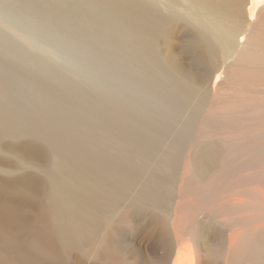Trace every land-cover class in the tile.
I'll return each instance as SVG.
<instances>
[{
	"label": "bare ground",
	"instance_id": "1",
	"mask_svg": "<svg viewBox=\"0 0 264 264\" xmlns=\"http://www.w3.org/2000/svg\"><path fill=\"white\" fill-rule=\"evenodd\" d=\"M145 4L142 40L152 50L161 20L154 33L163 44L189 23L215 50L208 58L193 37L185 54L171 52L158 71L169 86L161 120L145 125L151 137L117 143L131 145V165L142 164L141 194L132 169L67 173L76 195L61 196L56 232L39 178L0 179V264H264V0ZM154 6L161 20L146 13ZM23 144L38 158L36 145ZM70 227L74 259L62 249L71 247Z\"/></svg>",
	"mask_w": 264,
	"mask_h": 264
},
{
	"label": "rangeland",
	"instance_id": "2",
	"mask_svg": "<svg viewBox=\"0 0 264 264\" xmlns=\"http://www.w3.org/2000/svg\"><path fill=\"white\" fill-rule=\"evenodd\" d=\"M143 8L145 0H0V179L39 178L43 188L37 195L50 211L55 231L61 226V196L76 195L67 173L132 169L137 192L131 193L141 194L142 164L131 165L124 157L131 145L117 143L133 139L140 146L151 137L145 125L161 120L165 98H159L169 86L158 71L173 57L171 52L185 54L193 37L208 58L215 50L212 39H204L189 23L177 28L169 46L149 25L157 38L152 50L142 40ZM155 8L146 13L157 18L162 12ZM142 47L151 48L148 60ZM23 143L36 145L38 158L22 150ZM71 230V247L62 249L74 259L80 247Z\"/></svg>",
	"mask_w": 264,
	"mask_h": 264
},
{
	"label": "snow or ice",
	"instance_id": "3",
	"mask_svg": "<svg viewBox=\"0 0 264 264\" xmlns=\"http://www.w3.org/2000/svg\"><path fill=\"white\" fill-rule=\"evenodd\" d=\"M10 27H12V26H10ZM18 30V29H17Z\"/></svg>",
	"mask_w": 264,
	"mask_h": 264
}]
</instances>
